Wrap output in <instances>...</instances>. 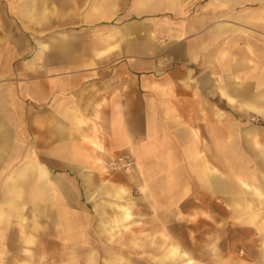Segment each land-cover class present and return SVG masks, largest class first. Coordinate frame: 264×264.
I'll list each match as a JSON object with an SVG mask.
<instances>
[{
  "label": "crops",
  "instance_id": "0c3cea01",
  "mask_svg": "<svg viewBox=\"0 0 264 264\" xmlns=\"http://www.w3.org/2000/svg\"><path fill=\"white\" fill-rule=\"evenodd\" d=\"M0 25V264H264V0H0ZM193 219L200 258L162 224Z\"/></svg>",
  "mask_w": 264,
  "mask_h": 264
},
{
  "label": "rangeland",
  "instance_id": "374dc122",
  "mask_svg": "<svg viewBox=\"0 0 264 264\" xmlns=\"http://www.w3.org/2000/svg\"><path fill=\"white\" fill-rule=\"evenodd\" d=\"M15 31H18L17 27H15ZM5 29L3 27V25H0V49H3L5 48V46H1L4 42V33H5ZM23 33H25L24 29H23ZM7 49V48H5ZM147 223L144 224V226H146L147 228L149 226L152 225V223L149 224V221H146ZM208 222L210 224H215L216 221L214 220H211V221H206L205 224H203V222L201 220H198V219H193V220H189L188 222H186L185 220H177V221H167V223H162L163 224V228L164 226L165 227H169L171 226L172 228H176L178 230V236H177V239H178V242L179 243H182L183 245H189L191 244L193 246V252L191 253L192 256H195V257H198L200 258L201 256H203V253L204 251L202 250V236H201V231H202V228L205 226L206 229L209 228L208 226ZM140 225V224H139ZM114 227H123L125 229H127L128 231H130L131 234H134L135 232L134 229L137 228L138 226V223H136L135 220H129V223H119V222H116L115 220V223L113 225ZM190 229L193 231V235H186V229ZM132 230V231H131ZM189 233H192V232H189ZM147 234V232H146ZM115 237H112L111 239H114ZM138 239H146L147 241H149L150 243H154V240H155V237L153 235H146V236H141V237H138L136 235H132L130 236V242H131V245H134L136 248H137V241ZM169 239V236L168 235H162L161 236V241L162 243L165 242V240H168ZM209 238L208 236H205V241L208 242ZM215 241H212L211 244H213ZM180 250V249H179ZM134 255L136 256L137 255V252H133V254L131 255L132 257H134ZM189 257L190 255L188 253H185V256L184 257Z\"/></svg>",
  "mask_w": 264,
  "mask_h": 264
},
{
  "label": "built area",
  "instance_id": "2783aa9c",
  "mask_svg": "<svg viewBox=\"0 0 264 264\" xmlns=\"http://www.w3.org/2000/svg\"><path fill=\"white\" fill-rule=\"evenodd\" d=\"M111 170H121L127 174L135 168V159L132 155H121L111 159L108 162Z\"/></svg>",
  "mask_w": 264,
  "mask_h": 264
}]
</instances>
